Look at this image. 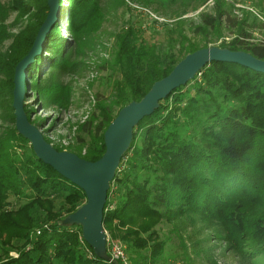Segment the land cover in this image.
I'll list each match as a JSON object with an SVG mask.
<instances>
[{
    "label": "trees",
    "instance_id": "trees-1",
    "mask_svg": "<svg viewBox=\"0 0 264 264\" xmlns=\"http://www.w3.org/2000/svg\"><path fill=\"white\" fill-rule=\"evenodd\" d=\"M46 1L8 0L2 5L0 0V249L5 256L0 264H122L99 260L82 240L79 227L60 225L85 203V196L38 160L15 129L14 70L46 18ZM70 1L66 16L69 39L60 36L55 23L42 53L27 68L28 91L44 105L54 102L61 106L67 90L48 78L40 81L39 73L46 65L50 73H64L72 47L84 45L85 36L97 30L102 19L99 0ZM132 1L163 10L174 4V0ZM59 6L64 18L61 0ZM232 8L224 0H214L210 14H198L199 24L179 19L182 10L175 22L159 23L162 37L157 41L146 37L130 19L114 37L111 60L101 66V70L111 71V101L97 100L93 112L77 125L74 145L53 148L89 162L100 159L105 151L103 134L118 111L138 102L154 82L200 49L194 43L184 44L183 27L203 41L211 33L219 39L223 29L231 30L232 38L222 40L219 48L264 60V44L251 43L246 22L231 18ZM130 12L127 7L129 17ZM9 13H16L12 28L22 25L15 34L4 24ZM147 29L156 35L154 26ZM6 41L10 44L3 49ZM24 111L34 124L25 104ZM9 199L24 202L12 210ZM191 218L213 230L236 259L235 264H264V74L234 64L210 63L134 128L130 147L107 193L104 232L123 245L128 264H156L164 243L157 241L155 228ZM11 252L16 257L9 256Z\"/></svg>",
    "mask_w": 264,
    "mask_h": 264
},
{
    "label": "rangeland",
    "instance_id": "rangeland-1",
    "mask_svg": "<svg viewBox=\"0 0 264 264\" xmlns=\"http://www.w3.org/2000/svg\"><path fill=\"white\" fill-rule=\"evenodd\" d=\"M214 0H174V4L167 5L164 10L154 4L147 7L137 1L132 0H99V10L101 22L97 30L85 36L84 45L72 47V53L68 62V69L64 72H49L46 65L39 73L38 78L44 82L45 78L53 80L67 90V96L62 100V107L54 102L44 105L32 91H27L24 100L25 106L31 110L30 117L32 124L42 134L48 138L51 146L67 148L75 144L74 138L77 136V125L84 122L95 109L98 101H105L109 104L113 95L111 71L101 70L104 62L111 60L114 49V37L124 27L131 23L135 28L145 31L146 37L154 38L155 41L161 38L159 23L163 20L173 23L177 14L185 10L184 15L179 19H188L194 24H199L198 14L200 12L211 13L212 2ZM226 4L232 5L230 11L231 18L245 21V30L251 36V43L264 44V0H224ZM8 0H1L2 5H6ZM62 8L66 15L60 17L59 9L58 23L60 36L68 37L66 16L71 9L70 0H61ZM127 7L132 9V13L126 14ZM199 7V8H198ZM197 8V10H195ZM16 13H9L4 24L8 26V32L17 33L18 27H11ZM234 17V18H233ZM173 18V19H168ZM177 19V20H179ZM153 21L157 23L153 24ZM154 26L156 35H150L147 28ZM186 37L185 45L194 43L197 48L218 47L222 40L229 41L232 38L231 30L223 29V37L217 39V35L208 37L203 41L201 36H193L190 31L183 27ZM157 38V39H156ZM69 39V38H67ZM10 41L4 43V47ZM163 45H166L164 42ZM206 47V48H207ZM176 50L178 46L175 45ZM27 71V70H26ZM48 72V73H47ZM55 98V97H54ZM61 99L59 98V102ZM84 150H82V154ZM9 208L17 209L24 201L9 199ZM158 240L164 243L162 247V257L156 264H235L236 259L231 253L226 251L224 242L217 239L213 230L207 229L197 218L186 219L183 222L177 220L172 224L162 223L155 228ZM108 240H114L108 237ZM118 241V240H115ZM17 245V244H15ZM9 256L16 257L15 252ZM127 256V255H126ZM5 258L0 249V260Z\"/></svg>",
    "mask_w": 264,
    "mask_h": 264
},
{
    "label": "water",
    "instance_id": "water-1",
    "mask_svg": "<svg viewBox=\"0 0 264 264\" xmlns=\"http://www.w3.org/2000/svg\"><path fill=\"white\" fill-rule=\"evenodd\" d=\"M46 4L48 12L33 45L14 70L12 108L15 129L29 142L38 160L83 192L85 203L62 219L60 225L79 227L82 240L91 248L95 257L109 263L111 261L107 252V236L102 226L103 210L115 172L132 142L134 128L143 118L151 116L171 92L192 81L208 64H234L264 74V60L243 51L218 47L202 48L186 55L166 77L154 82L138 102L133 101L118 111L103 134V155L97 161L89 162L73 153L56 151L29 122L24 111V100L28 91L26 70L35 57L42 53L46 35L59 18V0H47Z\"/></svg>",
    "mask_w": 264,
    "mask_h": 264
},
{
    "label": "built area",
    "instance_id": "built-area-1",
    "mask_svg": "<svg viewBox=\"0 0 264 264\" xmlns=\"http://www.w3.org/2000/svg\"><path fill=\"white\" fill-rule=\"evenodd\" d=\"M107 252L111 262L118 261L122 264L129 263L125 253V248L119 241L107 239Z\"/></svg>",
    "mask_w": 264,
    "mask_h": 264
}]
</instances>
